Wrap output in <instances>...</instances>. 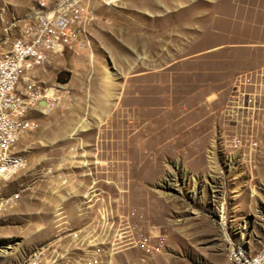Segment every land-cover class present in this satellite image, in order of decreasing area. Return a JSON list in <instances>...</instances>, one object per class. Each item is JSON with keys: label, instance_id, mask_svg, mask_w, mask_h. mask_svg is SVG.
Segmentation results:
<instances>
[{"label": "rangeland", "instance_id": "374dc122", "mask_svg": "<svg viewBox=\"0 0 264 264\" xmlns=\"http://www.w3.org/2000/svg\"><path fill=\"white\" fill-rule=\"evenodd\" d=\"M54 1L0 0V46ZM89 5L88 47L26 73L59 90L60 100L32 112L37 127L16 144L26 165L3 186L4 196L17 198L0 211V264L37 252L41 264L61 263L96 223L97 241L111 244L98 221L118 223L131 209L144 215L143 230L160 237L152 264H230L233 245L257 252L264 115L237 125L221 111L234 79L264 67V0ZM240 134L258 147H230ZM94 193L97 218L83 208ZM145 254L123 249L104 262L140 264Z\"/></svg>", "mask_w": 264, "mask_h": 264}, {"label": "built area", "instance_id": "2783aa9c", "mask_svg": "<svg viewBox=\"0 0 264 264\" xmlns=\"http://www.w3.org/2000/svg\"><path fill=\"white\" fill-rule=\"evenodd\" d=\"M91 11L89 0H55L51 7H39L25 20L9 48L0 51V211L17 198L16 194L4 196L2 190L4 184L26 165V159L15 147L23 134L37 127L30 114L49 112L60 100L59 90L42 86L26 73L46 64L52 57L87 48L86 27L92 20ZM255 113L256 117L264 115V67L234 79L221 111L224 120L230 119L237 125H243L242 122L255 117ZM253 127L254 122H250V128ZM229 146L248 151L258 147L254 137L247 134L232 136ZM94 191L97 193L95 188ZM95 193L85 198L83 208L95 210L97 218ZM143 218L138 209H131L115 224L102 216L98 222L107 234L104 241L109 238L112 243L97 241L96 223L88 234L90 237L77 242L71 252L62 255V262L58 264H105L104 260L113 258L119 250L133 248H141L146 253L140 264H152L150 253L159 249L160 237L142 229ZM70 255H77L76 260L71 261ZM227 258L230 264H264V246L250 253L243 245H233L228 249ZM41 263L42 253L37 252L20 264Z\"/></svg>", "mask_w": 264, "mask_h": 264}, {"label": "crops", "instance_id": "0c3cea01", "mask_svg": "<svg viewBox=\"0 0 264 264\" xmlns=\"http://www.w3.org/2000/svg\"><path fill=\"white\" fill-rule=\"evenodd\" d=\"M35 11H36V10H35ZM35 11H33V13H34ZM32 15H33V14H32ZM13 40H14V39H13ZM10 44H11V42H10L8 45L4 44V46H0V50H1V51H2V50H6L7 48H9Z\"/></svg>", "mask_w": 264, "mask_h": 264}, {"label": "bare ground", "instance_id": "6f19581e", "mask_svg": "<svg viewBox=\"0 0 264 264\" xmlns=\"http://www.w3.org/2000/svg\"><path fill=\"white\" fill-rule=\"evenodd\" d=\"M7 247H9V245Z\"/></svg>", "mask_w": 264, "mask_h": 264}, {"label": "water", "instance_id": "95a60500", "mask_svg": "<svg viewBox=\"0 0 264 264\" xmlns=\"http://www.w3.org/2000/svg\"><path fill=\"white\" fill-rule=\"evenodd\" d=\"M40 104H43V103H40Z\"/></svg>", "mask_w": 264, "mask_h": 264}]
</instances>
